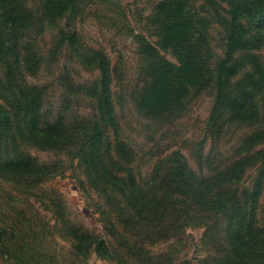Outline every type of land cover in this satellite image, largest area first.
I'll use <instances>...</instances> for the list:
<instances>
[{
  "label": "trees",
  "instance_id": "trees-1",
  "mask_svg": "<svg viewBox=\"0 0 264 264\" xmlns=\"http://www.w3.org/2000/svg\"><path fill=\"white\" fill-rule=\"evenodd\" d=\"M25 1L0 0L2 256L15 264H87L84 256L93 250L118 264H192L175 258L174 252L180 245L185 249L186 229L202 227L203 245L212 252L198 256V264H264V223L247 216L239 188L226 186L232 175L239 177L240 159L200 174L176 152L161 158L148 176H139L134 153L121 135L109 58L67 28L78 14V0H46L34 10ZM204 5L205 16L182 0L156 5L153 17L162 23L159 43L178 62L142 41L146 82L136 102L141 112L161 116L173 105L182 106L190 94L212 87L210 121L220 132L229 119L243 123L259 117L255 93L264 85V69L255 66L248 85L241 86L236 62L244 51L264 48V0H204ZM215 26L221 34L220 53L211 44ZM50 30L56 34L49 53L71 51L98 72L88 84L63 70L57 76L61 95L56 105L47 102V85L29 80L48 62L39 44ZM82 103L91 105V114L80 112ZM30 148L54 151L57 158L41 160ZM67 163L99 192L103 229L112 243L73 221L69 210L56 209L61 221L51 226L30 201L39 196V181L62 172ZM59 226L63 243L57 238Z\"/></svg>",
  "mask_w": 264,
  "mask_h": 264
},
{
  "label": "rangeland",
  "instance_id": "rangeland-1",
  "mask_svg": "<svg viewBox=\"0 0 264 264\" xmlns=\"http://www.w3.org/2000/svg\"><path fill=\"white\" fill-rule=\"evenodd\" d=\"M45 1L26 0L25 4L34 10ZM164 1L169 0H78V14L70 24L66 25L67 28L78 33L85 46L102 50L109 58L113 101L118 123L124 142L134 153L133 166L136 173L142 177L148 176L161 158L176 152H181L193 170L200 174L214 172L220 162H223V165H230L240 159L239 164L243 165V169L239 177L232 175L226 186L232 191L239 188L237 196L247 205V216L255 215L262 224L264 223V85H261L259 92L255 93L256 111L259 117L256 116L253 120L243 123L229 119L220 132H215L210 121L214 101L212 87L195 97L190 94L182 106L173 105L161 116L141 112L136 102V96L146 82L142 69L146 60L140 53L142 41L156 48L160 56L166 60L178 62L176 55L162 49L159 43L161 40L159 25L162 23L153 17L156 5ZM182 1L193 12L207 15L204 0ZM52 31L41 35L43 37H40L39 44V49L48 62L37 78H29V80L47 85V102L56 105L61 95L57 76L63 70L66 69L77 82L88 84L97 77L98 72L92 66L80 62L71 51L64 49L61 53L59 50L57 53H49L48 48L55 44L56 33ZM220 35V29L216 26L212 27L211 44L219 53L221 52ZM236 64L241 66L236 81H239L241 86L248 85V78L254 72L255 66L264 69V48L244 51ZM80 112L83 115L91 114V105L82 103ZM29 150L44 161L57 158L55 152L51 150L36 148ZM63 168L65 169L62 172L45 176L39 181L38 198H29L33 206L51 226H56L61 221L56 218V209L61 212L69 210L73 221L83 224L91 232L103 235L112 243L103 229L99 213L102 203L99 192L90 187L81 171L72 169L69 163L63 165ZM81 180L85 181L84 187ZM259 184L261 190L258 189ZM24 208L32 213L27 204ZM229 217L231 216H223L219 223L225 224ZM58 228L60 231L56 232L57 238L63 243V238L59 236L64 233L61 226ZM203 234L202 227L186 229L183 237L185 249L182 250L180 245L178 252H174V257L198 264L196 261L198 256L204 258L209 254L207 252H212L203 245ZM87 252L88 249L84 254ZM84 259L87 264H118L114 260L96 255L93 250H90ZM0 264L15 263L6 260L0 250Z\"/></svg>",
  "mask_w": 264,
  "mask_h": 264
}]
</instances>
